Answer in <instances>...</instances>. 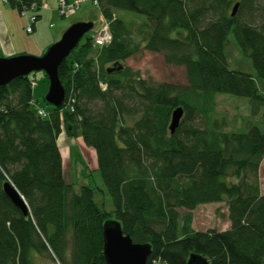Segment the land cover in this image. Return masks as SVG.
I'll return each instance as SVG.
<instances>
[{"label":"trees","instance_id":"trees-1","mask_svg":"<svg viewBox=\"0 0 264 264\" xmlns=\"http://www.w3.org/2000/svg\"><path fill=\"white\" fill-rule=\"evenodd\" d=\"M42 1L8 3L22 12ZM238 1L232 16L231 0H98L110 42L96 59L85 58L94 48L93 35L85 36L59 65L65 91L60 108L44 99L49 110L37 104L30 74L0 87V264H34L37 256L53 264H107L103 231L113 222L110 216L134 243L150 246L147 264H187L191 255L207 264H264V194L258 183L264 158V0ZM259 10L262 20L255 23ZM118 11L135 14L140 23L123 21ZM230 34L255 76L229 68ZM141 49L183 66L187 86L150 83L126 67L123 62ZM114 66L122 69L108 73ZM216 94L248 99L252 116L263 111L262 129L248 124L228 131L210 119ZM37 106L47 118L37 115ZM177 107L183 117L170 134ZM63 124L68 135L80 134L95 150L110 213L96 201L98 189L83 185L76 191L64 182L56 144ZM6 182L27 215L4 194ZM212 203L227 205L229 228L194 230L193 211Z\"/></svg>","mask_w":264,"mask_h":264},{"label":"rangeland","instance_id":"rangeland-1","mask_svg":"<svg viewBox=\"0 0 264 264\" xmlns=\"http://www.w3.org/2000/svg\"><path fill=\"white\" fill-rule=\"evenodd\" d=\"M231 1L239 3L238 0ZM259 5L260 7L264 6L262 1L259 2ZM51 6L55 8L51 14H43V11H41V18L36 22V29L32 34H26L25 31H22L24 36H18V41L23 45L22 48L24 50V53L19 55L41 56L50 45L61 38L68 27L75 23H93V28L85 36L93 35V33L99 31L103 24L98 7L88 0L81 3L77 9L67 12L65 17H60L57 14L55 0L51 1ZM260 14H262L261 10L258 11V18H256L255 23H259L262 20ZM115 15L125 22L134 21L140 23V20L135 17L136 15L131 12L118 11ZM132 27L136 28L137 25L134 24ZM29 35L32 36L29 37ZM85 36L80 41V44L83 42ZM133 39L139 41V37L136 35H134ZM74 50H77V48ZM95 51L97 49L94 47L84 57L92 58L95 55ZM73 54L75 53L69 56H73ZM225 56L230 69L255 76V70L252 67L250 59L240 51L233 34L228 36ZM123 64L134 72L138 71L141 78L150 83H169L177 86H187L184 67L166 64L161 54L141 49L138 53L126 59ZM30 77L36 82L35 88L31 90L33 99L37 101L38 105L46 107L43 104V99L48 89V79L44 77L43 72L31 73ZM214 104L210 119L222 122L225 130L242 131L245 130L248 124L256 125L262 129L260 117L263 116V111L258 117L252 116L248 99L229 94H216ZM46 108L49 110V107ZM197 124H202V122L197 120ZM56 144L62 158L64 182L73 185L76 191L83 185L98 189L99 192H97L95 199L101 204L103 210L110 213L113 210V206L110 197L105 192V186L98 171L95 150L84 143L80 134L68 135L64 124L62 131L56 138ZM258 183L260 192L264 194V158L260 164ZM227 214V205L225 203L200 205L193 211L192 228L199 231L209 229L218 231L227 230L230 226ZM108 220L110 222L114 221V216H110ZM33 261L34 264H53L50 259L43 256H37Z\"/></svg>","mask_w":264,"mask_h":264},{"label":"water","instance_id":"water-1","mask_svg":"<svg viewBox=\"0 0 264 264\" xmlns=\"http://www.w3.org/2000/svg\"><path fill=\"white\" fill-rule=\"evenodd\" d=\"M238 4L232 9L235 14ZM93 28L91 22H78L68 27L61 38L50 45L41 56L19 55L10 58L0 57V87L6 86L18 77L28 76L34 72H43L48 79V89L44 96L47 104L60 108L64 103L65 91L58 76L59 65L77 47L80 40ZM122 66L111 67L107 72L119 71ZM182 107L175 108L170 117L168 130L173 134L183 117ZM6 197L23 215L27 208L19 193L7 182L3 184ZM103 254L107 264H147L151 248L148 244H137L128 235H124L120 223L113 221L106 224L103 231ZM187 264H207L199 256L191 255Z\"/></svg>","mask_w":264,"mask_h":264},{"label":"crops","instance_id":"crops-1","mask_svg":"<svg viewBox=\"0 0 264 264\" xmlns=\"http://www.w3.org/2000/svg\"><path fill=\"white\" fill-rule=\"evenodd\" d=\"M51 1L53 0H43L40 9L34 13L36 20L31 33H27L25 30V26L28 24L27 17L31 13L23 14L17 8L10 6L9 3L0 2V57H10L24 53L23 45L18 41V36H24L22 31H25L26 34H32L35 31V24L41 18V11H43V14H51L53 12L55 8L51 6ZM24 24L26 25L24 26Z\"/></svg>","mask_w":264,"mask_h":264},{"label":"built area","instance_id":"built-area-1","mask_svg":"<svg viewBox=\"0 0 264 264\" xmlns=\"http://www.w3.org/2000/svg\"><path fill=\"white\" fill-rule=\"evenodd\" d=\"M86 0H74L72 2H68L67 0H57V12L60 16H65L67 14V12L71 11V10H75L77 9L81 3H83ZM90 1L94 6H98V0H88ZM0 2L2 3H8V0H0ZM37 8V6L35 4H32L29 9H23L22 13L24 14L27 11L33 12L35 11ZM35 21V17L33 15L28 17V23L29 26L26 28V31L28 33H30L32 31V25ZM111 39V35L108 29V25L103 21V25L100 29V31L98 32V34L94 37V44L101 48L104 45H106L107 43L110 42ZM35 86L34 82H30L29 87L33 88ZM102 90L105 89V85L104 84H100ZM37 115L41 118H46L47 117V113L46 111H44L43 109H37Z\"/></svg>","mask_w":264,"mask_h":264}]
</instances>
